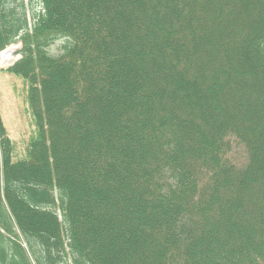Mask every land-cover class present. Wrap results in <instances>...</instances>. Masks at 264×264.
<instances>
[{
  "label": "trees",
  "instance_id": "obj_1",
  "mask_svg": "<svg viewBox=\"0 0 264 264\" xmlns=\"http://www.w3.org/2000/svg\"><path fill=\"white\" fill-rule=\"evenodd\" d=\"M17 41L0 264H264V0H0Z\"/></svg>",
  "mask_w": 264,
  "mask_h": 264
},
{
  "label": "rangeland",
  "instance_id": "obj_2",
  "mask_svg": "<svg viewBox=\"0 0 264 264\" xmlns=\"http://www.w3.org/2000/svg\"><path fill=\"white\" fill-rule=\"evenodd\" d=\"M62 40L53 44L50 51L53 54L61 52ZM15 47L13 55L17 56V62L21 58V41L13 42L5 49ZM9 66L0 67V110L4 124L7 128L10 138L15 142L19 156L24 155L27 142L36 134L37 127L32 116L29 98L28 83L19 76L10 72ZM231 157L239 164L247 160V151L241 144L234 142L231 150Z\"/></svg>",
  "mask_w": 264,
  "mask_h": 264
},
{
  "label": "bare ground",
  "instance_id": "obj_3",
  "mask_svg": "<svg viewBox=\"0 0 264 264\" xmlns=\"http://www.w3.org/2000/svg\"><path fill=\"white\" fill-rule=\"evenodd\" d=\"M15 47H10L7 50H4L0 57V67L9 66L13 64L18 57L13 55Z\"/></svg>",
  "mask_w": 264,
  "mask_h": 264
}]
</instances>
